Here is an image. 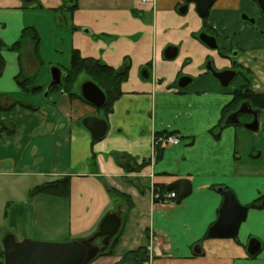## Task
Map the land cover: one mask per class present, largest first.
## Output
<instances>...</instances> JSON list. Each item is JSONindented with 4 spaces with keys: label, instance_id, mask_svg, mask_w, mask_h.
Here are the masks:
<instances>
[{
    "label": "crops",
    "instance_id": "obj_1",
    "mask_svg": "<svg viewBox=\"0 0 264 264\" xmlns=\"http://www.w3.org/2000/svg\"><path fill=\"white\" fill-rule=\"evenodd\" d=\"M183 3L0 0V40L5 45L19 40L29 27L39 37L36 52L28 39L18 51L1 52L5 66L0 75V243L7 234L17 241L86 240L105 214L118 213L113 210V189L128 195L132 205L128 208L127 201L116 196L122 211L121 226L125 216L120 241L112 255H97L88 264H118L126 251L138 247L146 250L147 259L142 264H264V210L248 208L233 238L207 237L223 199L218 188L231 190L240 204L248 205L264 195V163L260 151L250 153L254 146L250 133L258 130L251 132L240 124L223 122L224 126L214 131L218 137L211 133L223 107L231 101L232 91L245 81L238 75L231 86L222 87L206 71L207 59L216 70L230 69L232 62L198 39L203 19L192 3L181 13ZM244 8V0H216L207 23L215 22L228 39L236 36L239 54L235 63L249 72L251 90L264 94V15L259 26H250L239 19ZM49 40L60 42L57 47L63 49L65 64H69L70 52L75 49L81 57L115 69L128 66L127 77L120 85L121 95L109 114L96 113L88 103L60 91L44 95L50 82L46 65L57 56L50 52L51 45L44 46ZM169 45L177 48L173 59L163 55ZM221 46L229 45L221 41ZM55 65L62 71L67 67L59 62ZM19 74L41 90L23 92L15 79ZM182 76L192 80L179 91L177 82ZM261 112L264 110L259 111L258 121L264 127V116L259 119ZM86 116L106 121L107 131L101 139L93 141L82 126ZM159 132L178 136L179 143L164 146L155 161L153 137ZM26 151H30L28 158ZM36 154L39 163L30 160ZM122 155L129 157L131 165L143 160L150 163L139 171L127 172ZM64 177L70 179L69 196L63 198L64 219L58 220L54 213L42 219L53 223V228L58 226L57 232L64 237L52 240L29 236L26 223L17 237L12 230L21 233L23 203L31 206L43 196L29 197L28 192ZM179 179L191 185L187 197L179 204L175 200L154 202V189L165 195L169 191L166 187ZM19 205L23 206L22 215L14 217L12 213L7 222L8 210ZM250 238L261 243L255 256L246 251Z\"/></svg>",
    "mask_w": 264,
    "mask_h": 264
},
{
    "label": "water",
    "instance_id": "obj_2",
    "mask_svg": "<svg viewBox=\"0 0 264 264\" xmlns=\"http://www.w3.org/2000/svg\"><path fill=\"white\" fill-rule=\"evenodd\" d=\"M31 2L32 0H23ZM184 5L180 12L184 13L189 4H194L195 11L199 17L205 19L208 16L209 9L214 0H183ZM261 9H264V1L257 0ZM199 40L211 49L217 48L216 40L213 36L205 33L199 34ZM163 55L167 59H173L177 55L175 46H167ZM235 55V54H234ZM235 61L232 62L234 66ZM206 70L219 82L222 87H227L235 78L236 71L233 69H224L216 71L210 61L206 63ZM50 82L44 95L52 87L62 85L61 77L63 71L58 66H51ZM146 76L145 78H147ZM191 78L182 76L178 79L177 86L185 88ZM80 95L97 110L100 109L106 100L103 91L91 80L83 81L80 86ZM63 94V91H60ZM258 109L251 108L248 102H242L239 108L229 114L224 123H239V114H250L252 120L241 124L246 130L255 132L258 130ZM82 126L89 132L92 140L101 139L107 131V123L104 119L95 116H86L81 120ZM167 190H174L176 193L175 202L179 204L185 197L191 193V185L186 179H179L170 183ZM222 194V202L217 212L216 220L209 226L207 237L209 238H233L237 236L239 225L245 219L248 206L240 204L234 193L222 187L218 188ZM121 226V218L118 213L109 212L101 219L97 231L87 240H70L65 242H45L32 239L17 241L12 234H7L1 241L3 251V264H87L98 253L99 246L93 245V241L101 237L103 248L107 247L109 240L117 234ZM197 249H199L197 247ZM261 249V243L256 238H250L246 245V251L249 256H255Z\"/></svg>",
    "mask_w": 264,
    "mask_h": 264
},
{
    "label": "trees",
    "instance_id": "obj_3",
    "mask_svg": "<svg viewBox=\"0 0 264 264\" xmlns=\"http://www.w3.org/2000/svg\"><path fill=\"white\" fill-rule=\"evenodd\" d=\"M64 7L61 6V8ZM75 5L71 7L73 9ZM28 39L32 43L33 51H37L39 37L37 32L34 28H25L21 35L20 39L15 41L12 45L7 46L0 40V75L3 72L5 61L1 55L3 49H8L11 51H18L20 44L23 40ZM236 69V76L240 75L244 78L245 83L241 85L238 89L232 91V99L229 103H227L221 112V119L215 129H211V133L214 137H218V134L214 133V131L218 128H222L224 126L223 122L226 117L235 112L242 102H248L253 109H258L259 111L264 110V94L255 93L251 90V78L249 72L244 71L243 69H239L237 63L235 65ZM63 75L61 77L62 85L60 87H52L47 95L51 92H59L63 91L65 95L69 98H79L81 101L88 103L85 101L81 95L79 86L77 87L78 78L81 74L86 76L85 80H91L94 82L105 94L106 100L104 105L99 109L100 112L103 113L104 116L109 114L112 110L113 103L120 97L121 90L120 85L127 77V70L128 66L125 65L119 69H115L111 66L102 63L99 60L93 58H84L81 57L79 52L75 49H72L70 52L69 64L66 68H63ZM17 85L23 92H34L35 90H41V87L31 86V79L25 77L23 74H19L16 76ZM179 91L182 89H178ZM30 108H33V105L28 104ZM2 129H0L1 132ZM172 133L166 132H159L155 133L154 137H166L171 135ZM166 146V144L162 143L161 141H155L153 143L154 148V160L156 161L161 153L162 150ZM125 159L123 164V168L127 172H136L139 171L143 166L150 163V160H143L139 165H131L129 163V157L127 155H122V159ZM69 177H64L62 179L50 181L43 183L41 185L33 187L29 192L28 196L32 197L38 194H46L52 196H58L62 198H67L69 196ZM157 188V187H156ZM117 197L124 199L127 201L128 208H131V200L128 195L124 193H120L111 189ZM163 195L159 189H154V202H160L162 200ZM248 208L253 209H260L264 210V195L258 197L257 199L253 200L249 203ZM23 206L19 205V207L14 208L11 212L15 216L22 215ZM122 220V226L120 227L117 234L112 238L111 242L109 243L107 249L105 251L100 250L97 254L98 256L104 255H112L114 253V249L116 245L120 241V236L122 234L123 226L125 224V216ZM206 237V236H205ZM147 259L145 247H138L134 250L126 251L119 261L118 264H142L143 261ZM0 264H3V251L2 245L0 243Z\"/></svg>",
    "mask_w": 264,
    "mask_h": 264
},
{
    "label": "rangeland",
    "instance_id": "obj_4",
    "mask_svg": "<svg viewBox=\"0 0 264 264\" xmlns=\"http://www.w3.org/2000/svg\"><path fill=\"white\" fill-rule=\"evenodd\" d=\"M241 16L242 15L240 14V17ZM49 45H51V51L50 52L53 53L54 55H57L56 58H57L58 61H55L56 58L52 56L50 58L51 63L47 64L46 67L49 66V69H50L51 66H55V62H59L60 66H62V67L68 66V61L65 64L63 62V57H61L63 49L57 47V46H60V42L56 41L55 43H52L51 40H49V41L45 42V44H44L45 47H48ZM47 50H49V49H47ZM60 50H62V52ZM236 78H237V76L233 79V81L230 83L229 86H231L232 83H234L236 81ZM85 79H86V76L84 74H81L79 76V78H78L77 86H79L83 81H85ZM26 98L27 97H24V99H26ZM91 107H93V106L91 105ZM92 109L96 113H100V111L97 110L96 108L93 107ZM263 116H264V112H261L260 113V117H259L260 121H261ZM250 118H251L250 115H241L240 116L241 122H245V121L249 120ZM250 135H252L251 136L252 137L251 142L254 145L253 147H251L250 153L252 155V154H256L257 151H260L261 154L263 155L262 159H260V160H261L262 163H264V127H261V124H259L258 131L253 133V134L250 133ZM41 139L43 140V138H41ZM47 143H49V141H47ZM41 150H44V148L41 149ZM242 151H243V149H242ZM9 152L11 153L13 151L10 149ZM29 152L30 151H28V152L26 151L25 152V157L26 158L29 157L28 156ZM33 159H34L35 163H39L40 158L38 157L37 154L30 156V160H33ZM41 195H43L42 198L37 200L35 203H31L30 204L31 206H26L25 203H23L25 210H24L23 215H22L23 216L22 217V222H21V224H22L21 228L22 229H20L21 233H16L14 230H12L13 233L17 237H20V234H22V232H24V224L25 223H26V232L28 230L29 236H32V237H44V238L50 237V238H52V240H57L59 238H63L64 237V235H61V234H59V232H57L58 231L57 230L58 226H55L53 228V227H51L53 223H44V222H42L43 217H45L44 215H46L47 213H49L50 215L52 213H54L55 216L58 218V220L59 219H62V220L64 219V216H65L64 211H65V208H66L64 199L62 197H58V196H49V195H46V194H41ZM112 198L115 199V202L113 203V210L117 211L119 216H120V214L122 215L121 207H117V202H118L117 200L118 199H116V196H114V195L112 196ZM13 209L14 208L12 207L11 210L13 211ZM11 210L10 211L8 210L7 222H9L12 219V215L10 213V212H12ZM37 219L39 220V222H36ZM56 225H58V223H56ZM42 228H44V229L48 228V231L44 232V231H42ZM62 228H63V225H62ZM50 232H51V234H50ZM133 233H135V230L133 231ZM56 237H57V239H56ZM113 237L110 238L109 242L112 240ZM32 240L45 241V242H55V241H46V240H40V239H32ZM100 240L101 239L98 238L95 241V244H98L99 248L102 247V244H101ZM132 246L136 247V246H138V244L137 245L134 244Z\"/></svg>",
    "mask_w": 264,
    "mask_h": 264
},
{
    "label": "flooded vegetation",
    "instance_id": "obj_5",
    "mask_svg": "<svg viewBox=\"0 0 264 264\" xmlns=\"http://www.w3.org/2000/svg\"><path fill=\"white\" fill-rule=\"evenodd\" d=\"M215 1L216 0L213 1V4L215 3ZM244 1H245V8L240 10L239 19L243 23H246L250 26H257V25L259 26V19L261 16L264 15V9L260 8L257 0H244ZM262 1H264V0H262ZM183 5H184V3H183ZM212 5H211V7H212ZM211 7H210V9H211ZM210 9H209V11H210ZM253 9H256V11L254 13H252ZM240 14L242 15L241 17H240ZM208 16H209V12H208ZM208 16L205 19L202 18L204 23H203V30L200 33H205L209 36H213L216 40V43H217V48L215 50H217L221 56L229 58L231 60V62H233V61L236 62L238 54H239V50L236 46V42H237L236 36L232 35L230 37V39H228L229 37L227 35L220 33L215 22L207 23ZM198 39H199V35H198ZM221 41L226 42L229 46L228 47L221 46ZM208 60L210 61L212 67L214 68L211 60L207 59V61ZM235 65H236V63L234 64V66L232 65L230 69H233L236 71ZM205 68H206V64H205ZM216 71H220V70H216ZM235 77H236V75H235ZM241 115H250V114H239L238 115L239 123H237V124L241 125L245 122H249L252 120V115H250L251 118L249 120H247L245 122H241V120H240Z\"/></svg>",
    "mask_w": 264,
    "mask_h": 264
},
{
    "label": "built area",
    "instance_id": "obj_6",
    "mask_svg": "<svg viewBox=\"0 0 264 264\" xmlns=\"http://www.w3.org/2000/svg\"><path fill=\"white\" fill-rule=\"evenodd\" d=\"M155 141H161L162 143L166 144V145H176L179 143V138L178 136L175 135H168L166 137H157V138H153V143ZM175 198V193L174 192H170L167 193L163 198L161 203H167L169 201H171L172 199Z\"/></svg>",
    "mask_w": 264,
    "mask_h": 264
}]
</instances>
